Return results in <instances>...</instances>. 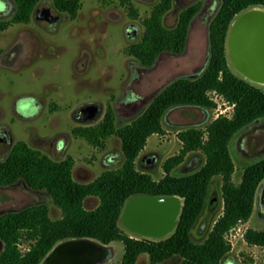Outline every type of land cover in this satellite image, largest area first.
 Instances as JSON below:
<instances>
[{
    "label": "trees",
    "instance_id": "trees-1",
    "mask_svg": "<svg viewBox=\"0 0 264 264\" xmlns=\"http://www.w3.org/2000/svg\"><path fill=\"white\" fill-rule=\"evenodd\" d=\"M16 10L10 22H0L4 29L10 23L28 21L41 0H14ZM55 6L76 17L81 0H53ZM221 6L209 26V59L204 69L194 76L182 75L163 86L145 110L117 126L113 110L96 124L74 127L73 132L97 146L116 134L122 141L123 163L117 169H106L89 182L73 176L74 158L68 155L54 159L25 141H17L8 157L0 161V184L19 179L30 186L49 192L62 210L53 219L46 203H34L0 214V264H41L61 240L91 237L103 243L122 241L124 253L120 264H137L142 253H148L152 264L180 256L177 264H221L231 250L227 233L247 221L255 209V196L264 179V156L247 164L240 182H235V161L230 143L239 130L264 117V89L238 75L229 65L226 42L235 17L264 0H220ZM174 0H159L145 19L144 32L129 51L143 64L151 65L162 51L181 53L186 49L190 24L201 3L189 5L179 13L178 22L169 27L164 15ZM216 91L234 106L231 116L218 115L205 129L189 126L178 131L182 141L179 152L163 163L165 174L160 179L137 168L136 160L150 135L164 132L163 117L174 105L192 104L212 109L216 101L209 94ZM200 150L205 162L197 170L176 175L173 169L191 151ZM222 178L223 210L207 237L197 242L192 228L207 204L210 185L215 176ZM137 194L176 195L183 199L174 231L162 238L135 237L120 225L123 207ZM100 198L92 209L85 206L87 196ZM244 236L253 244L264 246V228L249 227ZM30 240L22 251L21 238ZM113 264V263H107Z\"/></svg>",
    "mask_w": 264,
    "mask_h": 264
},
{
    "label": "rangeland",
    "instance_id": "rangeland-1",
    "mask_svg": "<svg viewBox=\"0 0 264 264\" xmlns=\"http://www.w3.org/2000/svg\"><path fill=\"white\" fill-rule=\"evenodd\" d=\"M158 1L81 0V7L76 17L72 18L68 12L59 10L53 0H41L37 8L51 6L55 13L62 16L55 30L47 29L45 20L37 19L34 12L28 21L14 22L4 29L0 28V123L9 125L13 142L25 141L54 159L71 155L75 160L73 176L80 182H89L106 169L119 168L124 159L120 137L116 134L110 135L106 138L104 146H97L85 137L74 134V127L96 124L98 121L79 122L72 117L73 111L88 101L102 103L104 112L113 110L115 99L121 96L125 88H134L139 93L149 94L151 101L154 94L174 78L200 73L205 67L209 52V24L214 12L211 7H216L220 2L175 0L173 7L164 15V23L169 27L177 24L183 8L198 2L202 4L203 10L192 20L186 49L181 53H161L138 82H128L131 66L138 68L136 62H139V59L130 53V45L141 39L145 19L150 16ZM5 6L6 2L0 0V9ZM252 8L264 9V6ZM15 10L13 7L9 13L0 12V22H10ZM243 12L235 17L228 31L229 65L235 73L264 89L263 83L254 82L239 70H250L264 61L263 53L252 49L246 43L249 33L243 24L237 27L236 36L233 38L234 23ZM131 22L140 27L139 35L134 39H130L125 31V26ZM12 47L14 50L4 57ZM209 94L216 101V106L212 109L178 104L165 113L164 132L150 135L146 146L137 157L139 170L150 173L154 179H160L165 174V159L179 152L182 146L178 136L179 130L189 126L205 129L218 115L233 114L234 106L222 95L214 91ZM24 95H36L43 101L44 106L39 115L30 118L17 115L15 101ZM32 99L27 96V100ZM26 115H30V112L26 111ZM130 120L116 116V125H124ZM65 135L69 137L67 148L63 153L56 151V138L62 139ZM230 149L235 161L233 179L240 182L245 166L264 156V117L239 130L231 140ZM154 153L160 155L157 162L142 163L143 155ZM2 157L0 151V160ZM205 158L202 151H191L185 160L173 169V173L182 175L193 172L204 164ZM99 201L98 196L90 195L85 198L84 204L92 209ZM41 202L48 205L49 214L53 219L62 217L60 206L44 189L35 193L26 187L25 182L12 187H0V214L9 208L19 209ZM222 210V178L217 175L211 182L207 204L192 228L195 241L200 242L207 237ZM122 213L120 225L127 234L135 237L162 238L142 234L139 230L148 231L149 226L143 222L131 223L122 218ZM249 227L264 228V218L257 213L256 208L247 221L240 222L227 233L231 250L221 264H264V246L250 243L244 236ZM29 243L27 238H21L20 249L26 251ZM113 244L116 255L107 263L120 264L124 243L116 241ZM3 247L4 243L0 240V252ZM180 260V256H174L155 264H177ZM137 264H152L149 254L142 253Z\"/></svg>",
    "mask_w": 264,
    "mask_h": 264
},
{
    "label": "water",
    "instance_id": "water-1",
    "mask_svg": "<svg viewBox=\"0 0 264 264\" xmlns=\"http://www.w3.org/2000/svg\"><path fill=\"white\" fill-rule=\"evenodd\" d=\"M42 19L51 24L58 19L50 6H45ZM243 24L248 30L246 43L254 50H260L264 56V9L250 8L240 14L233 26L235 38L237 27ZM232 38V39H233ZM255 65L261 77H264L262 63ZM95 104L81 109L82 117L93 116L98 111ZM182 208V201L176 195L137 194L125 203L122 218L129 222H143L149 226L148 231L139 230L152 237H163L172 231ZM255 208L264 210V179L260 182L256 196ZM133 229V228H132ZM135 230V229H133ZM111 248V253L108 249ZM115 253L113 243H103L91 237H73L59 241L45 256L41 264H106Z\"/></svg>",
    "mask_w": 264,
    "mask_h": 264
},
{
    "label": "flooded vegetation",
    "instance_id": "flooded-vegetation-1",
    "mask_svg": "<svg viewBox=\"0 0 264 264\" xmlns=\"http://www.w3.org/2000/svg\"><path fill=\"white\" fill-rule=\"evenodd\" d=\"M4 1L6 2V6H5V8L0 9V12H3L5 14V13H9L13 7L16 8L15 1L14 2L11 0H4ZM220 6H221V2H219V4L216 7L215 6L211 7V9L214 10L211 20L213 19V17L215 16L217 11L219 10ZM202 8H205V7H202ZM43 10H44V7L37 8V6H36V8L34 10V14L36 15L37 19L42 17L41 14L43 13ZM51 10L55 15L58 16V19L55 20L54 22H52L51 24H45V27L49 30H55L57 28L59 22L61 21L62 16L60 13H55L53 11L52 7H51ZM202 10L203 9H201V7H200L198 13L201 12ZM211 20H210V22H211ZM42 24H43V22H42ZM191 24H192V21H191ZM191 24H190V27H191ZM209 26H210V24H209ZM125 31H126L127 36L130 39H134L135 37H137L139 35L140 27L136 23L131 22L125 26ZM189 32H190V30H189ZM132 43H135V42H132ZM209 48H210V45H209ZM13 50H14V47H12V49H10V51H8V53H6V55L4 57H6L8 54H10ZM226 50H227V42H226ZM163 52H165V51H162L161 53H163ZM170 52H172V51H170ZM160 54L157 56V58L160 56ZM208 59H209V52H208V58L206 59V64L208 62ZM154 63L151 65H147V64H143L140 61L138 63L136 62V64H138V68H133L131 66L130 77L127 81L128 82H131V81H137L138 82L140 80V78L143 77V74L152 65H154ZM261 63H262V68H263V72H264V61H262ZM261 63H260V65H261ZM251 69L247 70V69L241 68L239 70L241 71L242 74H244L247 78L253 80L254 82L264 84V77H261L262 75L258 74V72L255 68H251ZM156 94H154V96ZM27 96L28 97L31 96L33 99L31 101H29V100H27ZM150 97L151 96L149 94L139 93L134 88H130V89L125 88L123 90V93L121 94V96L115 99V104L113 106L115 118H116V116H119V117H121V119H123V118L131 119V120L134 119L135 117L140 115L145 110V108L149 105ZM153 97H152V99H153ZM91 104H95L98 106L99 109H98L97 113L94 114L93 116L82 117L80 114L81 109L88 106V105H91ZM43 106H44L43 101H41L39 99V97L36 95H26V96L24 95L15 101V111H16L17 115H19L20 117H24V118H30V117H34L36 115H39ZM26 111H29L30 115L27 116ZM107 112H104V105L102 103L97 102V101H88V102H84L81 105H79L73 111L72 117L79 122H92V121L96 122V121H98L97 123H99L104 118V116L106 115ZM15 143L16 142H13V134L11 132L9 125L6 123H0V147H1L0 151L2 152V156H3L1 160H4L8 157V155H9L10 151L12 150ZM68 144H69V137H67V135H65V137L62 139L56 138V143H55L54 149H56V151H60L63 153L65 151V149L67 148ZM159 159H160V155L158 153H154L151 155H143L142 163L143 162L154 163V162H157ZM23 182L26 183V187L28 186L35 193L38 190H40V189H37V188L30 186L25 180H22V179H19V180L15 181L13 183H10V184H0V187L3 188V187L17 186L18 184H22ZM179 198H181V197H179ZM211 202H213V198H211ZM182 203H183V201H182ZM23 207H25V206H23ZM19 209H21V208H19ZM10 210H18V209L9 208L6 211H10ZM256 210H257V213L264 218V210L261 208L256 209ZM6 211H4V212H6ZM4 212H2V213H4ZM177 220H178V218H177Z\"/></svg>",
    "mask_w": 264,
    "mask_h": 264
},
{
    "label": "bare ground",
    "instance_id": "bare-ground-1",
    "mask_svg": "<svg viewBox=\"0 0 264 264\" xmlns=\"http://www.w3.org/2000/svg\"><path fill=\"white\" fill-rule=\"evenodd\" d=\"M114 249H116L115 246H114ZM106 252L111 253V248H109L108 251H106ZM115 255H116V250H115V253L113 256H109V259L110 260L113 259Z\"/></svg>",
    "mask_w": 264,
    "mask_h": 264
},
{
    "label": "crops",
    "instance_id": "crops-1",
    "mask_svg": "<svg viewBox=\"0 0 264 264\" xmlns=\"http://www.w3.org/2000/svg\"><path fill=\"white\" fill-rule=\"evenodd\" d=\"M174 229H175V228H174ZM174 229H173L172 231H174ZM172 231H170V232H172ZM170 232H169V233H170ZM169 233H168V234H169Z\"/></svg>",
    "mask_w": 264,
    "mask_h": 264
},
{
    "label": "built area",
    "instance_id": "built-area-1",
    "mask_svg": "<svg viewBox=\"0 0 264 264\" xmlns=\"http://www.w3.org/2000/svg\"><path fill=\"white\" fill-rule=\"evenodd\" d=\"M215 93H217L216 91H214ZM217 94H219V93H217ZM220 95V94H219Z\"/></svg>",
    "mask_w": 264,
    "mask_h": 264
}]
</instances>
